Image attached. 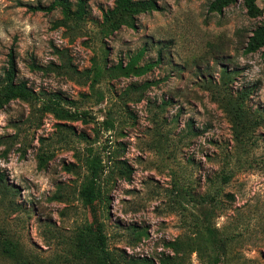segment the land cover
<instances>
[{"label": "rangeland", "instance_id": "1", "mask_svg": "<svg viewBox=\"0 0 264 264\" xmlns=\"http://www.w3.org/2000/svg\"><path fill=\"white\" fill-rule=\"evenodd\" d=\"M155 1L159 8L137 15L134 27L107 34L102 14L113 0H86L88 13L74 30L53 27L61 18L59 10L45 14L27 9V4L52 0H0V75L12 50L18 79L37 92L75 100L94 118L84 123L46 114L36 117V128H29L25 102L12 101L0 111V173L16 189L14 195L0 197V238L12 242L23 260L0 251V264H84L73 257L74 228L84 218H104L110 248L159 264L163 255L175 256L167 242L183 241L193 232L173 201L174 182H191L199 193L212 190L226 153L234 171L221 188L233 199L221 197L216 235L229 264H264V54L242 49L263 17H249L242 0L221 12L210 10L214 0ZM257 4L264 10V0ZM142 48L139 65L161 57L150 71L129 77L105 72L90 86L85 70L109 67L118 59L126 62ZM32 61L40 67L31 68ZM145 81L154 84L142 93L126 92L130 84ZM244 90L246 107L256 118L246 152L238 148L229 118L215 99L216 94ZM124 93L129 96L122 98ZM108 111L115 117V129L105 131L101 122ZM58 123L65 125L60 129ZM17 128L27 135L23 157L13 137ZM79 134L87 141L77 139ZM87 143L105 158L111 150L132 168L130 180L117 178L111 186L104 215L98 199L82 205L75 195L78 179L63 168L75 162L70 146ZM42 144L55 155L45 169H38L36 154ZM59 192L66 197L55 200ZM186 206L194 212L193 205ZM213 254H185L181 264H207Z\"/></svg>", "mask_w": 264, "mask_h": 264}, {"label": "trees", "instance_id": "2", "mask_svg": "<svg viewBox=\"0 0 264 264\" xmlns=\"http://www.w3.org/2000/svg\"><path fill=\"white\" fill-rule=\"evenodd\" d=\"M236 2L237 0H214L209 8L212 11L221 12L223 8ZM242 3L249 17H263L262 22L250 34H247L246 41L242 44L243 52L249 54L262 50L264 54V10L258 6L257 0H242ZM158 8L155 0H113V6L103 11L102 31L108 34L119 29L121 26L134 27L137 15L148 13ZM27 9L31 12H43L45 14L59 10L61 18L53 22V27H64L70 30L78 28L88 13L86 0H77L76 4H73L70 0H52L48 5L40 2L34 5L27 4ZM104 52L106 51L104 50ZM144 52L145 48H142L135 54L130 55L126 62L123 59H118L116 64L109 67H106V64L104 66L92 65L90 69L84 71L86 76L91 79L90 86L93 88L94 83L105 72L111 77L144 75L161 59L158 56L155 61L139 65ZM15 58L16 56L11 50L7 56L6 67L0 75V111L12 101L25 102L30 108L29 116L25 120L29 128H36V117H42L46 114H51L58 120H80L84 123L93 121L92 115L87 110L80 109L75 100L65 98L57 92L47 94L37 92L25 80L18 79V66ZM30 66L33 69L40 67L34 61L30 63ZM151 84H154V82L133 83L125 88V90L126 92L132 90L142 93ZM246 92L247 90L241 91L238 94L228 92L216 94L215 98L229 118L234 140L238 148L244 152H246L247 143L254 133V128L252 127L253 120H256L246 107V97L248 96ZM95 95L99 101L104 99L103 94ZM140 95L138 99H140ZM124 96L128 97L129 94H122V98ZM107 114L108 116L101 122L105 131L115 129V117L111 114V111H108ZM63 125L65 124L58 123L60 129ZM17 130L13 137L19 140L20 154L23 157L26 152L25 145H28L26 144L27 135L21 136L20 129L17 128ZM71 134H75L74 131ZM68 137V133H65L64 141L66 144L71 142ZM77 139L86 142L87 136L79 134L77 135ZM108 145L111 144H106V147L109 149L110 146ZM70 147L73 150L75 162L63 164V168L71 172L78 179L75 192L76 198L83 206L91 203L94 199H98L101 213L104 215L108 209L111 186L117 178L130 180L132 168L126 160L111 155V150H108L105 158L103 154L93 148L91 143H87L84 147ZM54 155L52 149L49 147L45 148L44 144L40 145L36 154L37 168L45 169ZM228 155L230 154L226 153L223 156L224 167L212 179V190L208 189L203 193H199L197 190L195 192L193 186L189 185L191 182L184 184L179 179L174 182L171 192L173 201L181 208V215H183L185 223H188L187 227L192 229L193 232L183 241L175 240L167 242L166 246L172 249L175 256L163 255L159 258V264H181L185 254L189 255L196 252L201 256L207 250H211L214 253L211 257L209 256L207 264H229L226 248L223 247L220 238L217 237L214 226V219L219 216L217 212L220 210L221 197L233 199L231 194H224L221 188L223 183H227L231 179L234 171V166H229L231 157ZM235 160V162H238L239 159ZM15 192V187L8 185L4 180V175L0 173V197L2 200L8 195H14ZM65 197L64 192H59L55 194L54 199L62 200ZM189 203L193 205L194 212H191L186 206ZM74 231L73 257L82 260L84 264H156L152 258L136 259L110 248L104 218L97 222H89L84 218L74 228ZM0 251L8 257L16 260L20 259L23 262L15 246L7 238H0Z\"/></svg>", "mask_w": 264, "mask_h": 264}]
</instances>
